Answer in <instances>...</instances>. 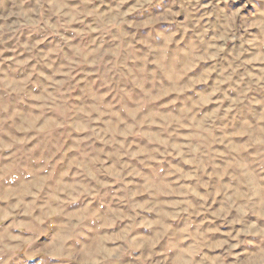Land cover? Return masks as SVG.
I'll use <instances>...</instances> for the list:
<instances>
[{
    "label": "rangeland",
    "instance_id": "1",
    "mask_svg": "<svg viewBox=\"0 0 264 264\" xmlns=\"http://www.w3.org/2000/svg\"><path fill=\"white\" fill-rule=\"evenodd\" d=\"M59 2L69 5L64 9L68 14L66 24L43 21L44 13L39 18L43 22H37L29 9L33 0H0V127L14 124L19 129L13 141H8L7 137L0 140V242L7 240L9 243H17L19 241L12 240V237L31 236L37 230L34 225L44 227L48 221H71L87 217L88 219H84L87 228L91 223L90 217L98 212L119 216L122 205L125 204L124 197L128 193L133 200L139 202L141 211L144 208L143 190L147 181L141 178V174L131 171L121 180L118 178L119 168L111 163L105 165L106 177L96 184L99 191L90 193V185L81 182L84 170V157L81 153L83 141L77 139L88 133L82 127H58L52 119L44 118V110L39 107L44 101L45 86L53 77L56 81L68 78L66 73L72 77V88L61 89V92L75 96L84 89L86 95L99 97L101 101L111 100L110 96L101 95L107 92V85L101 87L91 73L82 80L77 75L81 66L76 65V71H73L69 57L79 59L87 52L89 58H92L103 51V59H110L113 68L118 69L121 58L125 55L124 43L117 39V35L124 31L123 28L115 25L105 28L100 25V32L82 31L85 25L96 26L90 22L97 13L89 10L99 0H92L87 8L84 7L85 0ZM142 2L143 7L128 17L130 20L135 19L138 24L147 22L150 25L141 27L138 31L149 33L155 29L175 27L168 22V18L173 16L172 10L178 7L175 0ZM188 8L197 16L201 25V48H193L187 37H177L176 43L168 44L171 34L157 33L158 37H162L161 44L180 50L176 63L181 66L168 73L165 83H170L169 87L151 93L149 101L139 99L133 103L129 114L135 116L137 112H142L145 114L144 120H150L155 125L157 120L162 123L170 122L194 110L201 115L195 116L189 123L201 119L211 121L225 133L220 136V145H216L213 137L214 147L224 145L229 129H235L233 139L246 141L248 137L243 134L246 124L254 116H264V24L260 23L264 20V0H189ZM13 11L16 15H10ZM81 12L88 14L81 16ZM53 20L59 21L60 17H53ZM13 23L17 29L9 31L7 26ZM96 37L100 40H96ZM89 40L93 45L106 43L93 51L87 47L86 42ZM69 43L71 47L66 46ZM127 47L135 57L133 46L129 44ZM29 57L32 59L29 60ZM130 62L137 61L132 59ZM25 63L27 71L24 70ZM151 67L158 68L156 64ZM32 71L37 75H30ZM88 80H92V83L87 84ZM155 86L154 80L152 83L141 81L137 91H141L143 96L145 93L142 89H152ZM188 104H191V108L187 107ZM155 105L160 108L154 109ZM80 114L85 115L83 107ZM4 117H7V121ZM115 117L116 113L113 111L109 119ZM5 142L9 144L7 148ZM95 146L103 147V140L97 138ZM236 147L245 146L241 144ZM258 147L253 145L243 153H251L244 163L252 161L251 168L256 171L264 164V159L256 154ZM157 167L161 175H166V165L158 164ZM230 167L226 165V168ZM148 171L150 170H145V173ZM151 179L148 177V180ZM224 179L226 181L228 178ZM219 183L221 181L218 179L217 184ZM222 199L217 190L215 198L208 201L206 208L210 205L209 210H214V214L222 212L221 204L217 203ZM262 213L264 209L258 207L256 215L251 219L260 220ZM145 215L155 214L149 212ZM206 215L207 212L192 219L199 224ZM260 222L264 223V220ZM170 223L178 231H191L179 218H172ZM216 223L221 222L217 220ZM166 227H161L159 231H164ZM207 227L208 224H204V228ZM104 231L111 233L112 239L131 241L125 243L126 250L116 253L108 264H146L149 257L142 256V245L146 244L153 252L165 251L167 247L163 239H156L158 233H153L143 225L131 231L127 227ZM227 231V228H221V233ZM220 235L213 234V239L220 238ZM108 239L107 235L103 239L97 238L95 244L111 247L105 243ZM23 243L27 247L30 242ZM38 243L39 240L36 241ZM193 243L192 239L185 240L183 251H187ZM3 254L0 251V255ZM214 254L209 251V255ZM8 255L13 260L23 257L20 264H33L34 260L43 255V250L37 248L31 256L22 250L11 251ZM173 264H184L183 255H175ZM208 264L212 262L209 261Z\"/></svg>",
    "mask_w": 264,
    "mask_h": 264
},
{
    "label": "clouds",
    "instance_id": "2",
    "mask_svg": "<svg viewBox=\"0 0 264 264\" xmlns=\"http://www.w3.org/2000/svg\"><path fill=\"white\" fill-rule=\"evenodd\" d=\"M91 2L85 0L84 7L87 8ZM175 3L178 7L172 10L173 16L168 18V22L175 27L145 33L138 29L150 27L147 22L141 25L135 19H128L132 12L143 7L142 0H99L89 10L97 13L90 22L96 26L85 25L82 31L100 32V25L105 28L115 25L124 29L117 35V39L124 43L125 53L118 69L113 68L110 59H103V51L92 58L86 52L79 59H69L73 71H76V65L81 66L77 75L82 80L91 73L101 87L107 85V92L101 95L110 96L111 100L101 101L99 97L86 95L84 89L75 96L61 92V89L72 88V77L66 73L68 78L56 81L53 77L45 86L44 101L39 105L44 110V118L52 119L58 127H82L88 133L77 139L83 141L81 153L84 157V170L81 182L90 185L89 192L99 191L96 184L106 177L105 165L111 163L119 168L118 178L121 180L131 171L141 174V178L147 181L143 190V211L138 206L139 202L128 193L124 197L125 204L119 216L98 212L90 217L91 223L87 228L84 225L87 217L71 221H48L44 227L34 225L37 230L31 236L12 237V240L19 241L17 243H9L7 240L0 242V251L4 253L0 255V264H9V261L20 264L23 257L13 260L8 253L22 250L31 256L37 248L43 250V255L34 260L33 264H108L116 253L126 250L125 243L131 241L112 239L111 233L104 229L119 230L127 227L131 231L141 225L158 233L156 239H163L167 246L165 251L153 252L146 244L142 245V256L149 257L146 264H173V257L177 254L183 255L184 264H208L209 261L212 264H264V223L260 222L264 220V213L260 220L251 219L256 215L258 207L264 209V175H261L264 173V164L256 171L251 168L252 161L244 163L251 153L243 154L246 148L258 145L256 154L264 159V116H254L246 124L243 133L248 137L246 141L233 139L235 129H229L224 145L214 147L213 137L216 145H220V136L225 133L211 121L201 119L189 123L195 116L201 115L194 110L170 122L157 120L155 125L150 120H144L145 114L142 112H137L135 116L129 114L133 103L139 99L149 101L151 93L170 86V83H165L168 73L173 68L179 69L181 65L176 63L180 50L169 48L168 44L176 43L177 37H187L193 48H201V25L197 16L188 8L189 0H175ZM68 7L67 3H60L59 0H33L29 9L37 22L66 24L68 14L64 9ZM42 13L43 21H40ZM87 14L81 12V16ZM10 15L16 13L13 11ZM57 16L60 20H53ZM4 19L7 20V17ZM260 23L264 24V20ZM7 27L9 31L17 29L15 23ZM160 32L171 34L168 44L160 43L162 37L157 35ZM95 39L100 40L99 37ZM103 43L106 42L96 45L91 40L86 42L87 47L93 51L102 47ZM129 44L133 46L135 57L129 53ZM66 46L71 47V44ZM132 59L137 62L131 63ZM153 64L158 68L153 69ZM24 70H28L26 63ZM30 75L37 73L32 71ZM153 80L156 86L142 89L145 93L142 96L141 91H137L140 82L152 83ZM91 83L92 80L87 81V84ZM82 107L85 109L84 116L80 114ZM153 107L160 108L159 105ZM187 107L191 108V104ZM113 111L116 117L109 119ZM49 113L56 115L50 116ZM4 120L7 121V117ZM256 120L260 122L256 123ZM17 131L19 129L14 124L0 127V140L7 137L8 141H13ZM97 138L103 140V147H94ZM241 144L245 147H236ZM8 146L5 142V148ZM158 164L166 165V175H161ZM226 165L231 167L226 168ZM137 169L139 172H136ZM145 170L150 171L145 173ZM148 177L152 179L148 180ZM225 177L228 178L226 181ZM218 179L221 181L219 184ZM217 190L223 198L217 201L223 211L214 214V210H209L210 205L208 208L206 205L215 198ZM149 212L155 215L146 216L145 213ZM205 212L207 215L201 223L197 224L192 219ZM172 218L181 219L191 231L176 230L170 223ZM217 220L221 223L217 224ZM204 224H208V227L204 228ZM164 226H167L165 230L159 231ZM222 227L228 231L221 233ZM215 233H220V238L214 240ZM106 235L109 239L105 243L111 247L97 246L95 240L103 239ZM189 239L194 243L187 251H183V242ZM25 241L30 242L27 247L24 246ZM209 251L215 254L209 255Z\"/></svg>",
    "mask_w": 264,
    "mask_h": 264
}]
</instances>
